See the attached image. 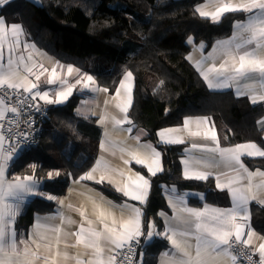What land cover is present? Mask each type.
<instances>
[{
    "label": "trees",
    "instance_id": "16d2710c",
    "mask_svg": "<svg viewBox=\"0 0 264 264\" xmlns=\"http://www.w3.org/2000/svg\"><path fill=\"white\" fill-rule=\"evenodd\" d=\"M201 1L40 0L36 6L18 0L5 12L22 26L25 41L33 48L80 69L110 92L126 71L132 73L130 126L134 134H142L144 140L160 149L163 169L150 176L136 168L151 182L143 206L142 240L149 222L156 231L163 227L158 214L169 212L164 186L198 191L205 194L207 202H222V194L215 190L212 179L184 178V146L158 144L156 136L161 129L179 126L186 117H211L222 142L263 144L257 123L264 116V104H252L231 92L210 91L187 59L189 38L197 45L203 44L207 51L215 41L228 37L232 22L241 17L226 14L214 23L196 12ZM79 101L80 96L75 95L64 105L47 109L48 120L39 144L13 161L10 175H33L35 165L34 179L56 198L92 166L101 131L93 119L74 113ZM244 162L250 168H264V159L246 158ZM50 172L59 175L49 178ZM106 192L116 202L123 200L116 192ZM54 204V200L35 197L18 217L17 230L26 231L35 214L51 213ZM250 213L253 228L264 236V208L253 204ZM165 247L159 238L144 246L141 263L154 264Z\"/></svg>",
    "mask_w": 264,
    "mask_h": 264
},
{
    "label": "snow or ice",
    "instance_id": "6c2138e0",
    "mask_svg": "<svg viewBox=\"0 0 264 264\" xmlns=\"http://www.w3.org/2000/svg\"><path fill=\"white\" fill-rule=\"evenodd\" d=\"M8 0H0V5H4ZM214 10L207 11L202 7H198L196 11L201 17L210 18L213 22H218L226 13H247L246 22L237 23L234 25L236 32L229 40L217 42L223 59L217 65L213 62L207 69L201 68L203 60L196 61V66L201 71V75L207 82L210 89H221L231 87L234 83L238 85L237 93L243 94L239 85L248 90L253 103L257 102V96L260 101H264V0H213ZM207 7V6H205ZM23 34L21 25L12 24L8 26L4 19H0V60L3 59V49L8 46L7 67L0 63V88L19 92L21 89L24 93H28L31 100L35 101L37 97L43 100L46 104H61L66 101L73 92L75 85L63 87L56 91L55 99L49 97L48 91L38 90V84L29 80V75L34 73L35 65L28 66L23 55L16 56L15 50L20 47L19 37ZM189 42L192 40L189 38ZM34 47V45L32 46ZM24 50L29 48V45H23ZM203 49V44L200 45ZM214 47V51H215ZM209 59L212 58V53H209ZM31 60V56L28 57ZM23 66V71L29 75H21L20 68ZM43 72L48 69L40 65ZM78 69H74L71 65L68 66L67 72L70 75ZM57 74L55 68L51 70L48 76L47 83L49 85L57 82ZM35 80H40V75H35ZM132 80V73L128 72L120 88L117 89V95L120 89H124L128 93L127 103L116 104L119 112L124 113L122 119L113 116L112 122L114 127L124 123H130L126 113L131 104V83L125 81ZM259 82V90L257 91L255 83H244L245 81ZM78 79L76 84H81ZM92 76L83 78L84 88H89L93 84ZM61 85H65L64 80H60ZM94 91L108 92L107 88H95ZM18 104H24L25 100H20L15 97ZM108 102L105 101V104ZM32 106V105H29ZM16 106H10L6 100L0 97V120L5 118L6 113H17ZM107 116L100 117V123L107 120ZM14 121H10L13 123ZM191 121L185 119L183 130H188ZM197 125L203 121H196ZM264 124V120L260 121ZM3 126L0 125V128ZM264 130V129H262ZM132 131L131 128L128 129ZM181 129H165L158 133L162 142L167 144H182L184 140L174 135L180 132ZM25 136L27 134H24ZM189 135L193 137L200 136L199 131H189ZM204 138H210L215 147H209L203 144L193 143L191 149L199 150L203 153H211L213 155L204 158H193L189 156L184 160V177L186 179H194L203 181L209 179L212 175L210 169L224 168L228 171L219 172L216 176V187L221 191L227 189L232 198V207L228 209L208 208L207 206L201 209L190 208L184 206V202L179 199L180 207L177 208L176 203H172L174 213L172 221L174 224H169L165 230V237L175 249V254L169 257L167 264H237L238 253L235 252L234 244H242L244 246L252 245L255 233L251 230L250 225L246 223L250 219L248 204L250 200H257L264 204V171L257 170L256 172L249 171L241 160L242 155L249 157H264V149L257 146L256 143L238 144L233 147H220L217 140L215 130L204 133ZM137 141V149L128 150L137 164L147 168L150 176H155L162 171L160 162V153L151 145H139V136L135 137ZM6 137L0 134V264H35L36 261L43 259L44 264H58V258L63 256L65 260L69 259L67 251L61 253L57 250L51 256H40L37 251L31 250L25 241H19L20 244H25L23 249L18 247L17 233L13 228L16 215L20 211V204L23 202L26 195H43L36 192V183L34 179L35 165L33 167V175L24 177L16 176L12 180L6 179V170L9 162L14 159L18 149L16 146L4 148ZM103 149V143L101 145ZM142 148L143 151H139ZM191 149L188 151L190 152ZM125 151L124 148L120 149ZM125 164L129 161L125 160ZM100 162H97V167H94L90 172L80 177V180H94L95 173L98 170ZM195 164L196 168H193ZM105 165V169H107ZM229 172H235V176H230ZM121 176L123 172L119 173ZM49 178H52L53 173H49ZM55 175H59L56 172ZM220 176L227 177L226 182H220ZM254 177L262 178L259 183H254ZM105 175L101 174L96 183H103ZM246 179L247 183L242 184ZM111 183L112 181L109 180ZM235 185V186H234ZM151 182L144 175L139 173L135 177H127L123 186H117L116 191L121 192L123 196L128 197L132 201H138L140 204L147 203L148 193L150 191ZM48 200H53L55 197L47 195ZM63 204V201H60ZM71 207V205L69 206ZM100 206L97 205V208ZM131 208V214L127 219H121L119 222L113 216L111 211L102 210L99 212L97 219L103 225L102 229L92 228V221L87 220L88 228L81 224L79 231L73 233L76 236V245H83L85 249H91V258L84 260L81 254L72 257L75 264H123V261L118 260L119 251L128 247L132 251L130 241L134 238L141 237L144 233L142 230L141 217L143 215L141 208L130 205H122L121 212ZM81 217L85 216L83 211L80 212ZM61 221L64 217L61 214ZM111 218V226L106 222ZM71 223V221L69 220ZM37 229L47 228L48 225L38 223ZM154 225L149 222L147 238L150 239L154 233L152 229ZM247 229V231H246ZM57 233L56 245L60 244L59 233L60 227L52 229ZM245 234L247 238L245 237ZM234 237V240H233ZM31 239V237H30ZM40 239H44L43 236ZM194 241V244L192 243ZM35 242V241H34ZM138 242V240H137ZM36 243V249L40 248V244ZM75 246V245H73ZM107 246V248H106ZM46 249H51V243L45 244ZM69 245L65 244V248ZM107 250L109 255L105 256ZM256 251L259 253V264H264V242L259 243ZM167 256L168 254L165 253ZM130 257H124L123 260L130 261ZM251 260V256H248Z\"/></svg>",
    "mask_w": 264,
    "mask_h": 264
},
{
    "label": "crops",
    "instance_id": "0c3cea01",
    "mask_svg": "<svg viewBox=\"0 0 264 264\" xmlns=\"http://www.w3.org/2000/svg\"><path fill=\"white\" fill-rule=\"evenodd\" d=\"M18 0H8V2L4 5H0V19H4L6 24L8 26H11L12 24H18L19 23H14L11 19L8 18V15H6V11L8 10V7L14 4ZM27 2H30L33 5L39 6L40 5V0H25ZM207 6V7H205ZM198 7H202L207 11H212L214 10V3L213 0H202L200 3H198L195 7V10ZM197 12V11H196ZM198 13V12H197ZM226 14H238L241 17L237 18L232 22L231 25V34L223 39L215 41L210 49L207 51H204L203 49L200 48V45L195 44L194 40H192L191 43H189V53L187 56L188 61L191 63L193 68L201 75L200 69L197 68L196 66V61L198 60H203L204 62L201 64V68L207 69L213 62H215L217 65L221 62L223 59V56L219 50V46L217 42H222L225 40L231 39L233 36L234 32H236V28L234 27L235 24L237 23H243L247 21L248 15L247 13H226ZM224 14V15H226ZM199 15V13H198ZM204 18V17H202ZM212 21L210 18H206ZM221 20V19H220ZM219 20V21H220ZM218 21V22H219ZM213 22V21H212ZM217 23V22H214ZM23 29V28H22ZM20 40V47L15 50L16 56L23 55L25 57V60L28 63V66H33L35 65L34 68V73L29 75L23 71V66L20 68V73L21 75H29V80L33 83L38 84V90L40 91H48L49 92V97L51 99H55V93L56 91L61 90L63 87L66 86H72L75 85L73 88L72 94L69 96V98L64 101L61 104H46L43 100H41L39 97L36 98L34 101L38 106L50 109L53 107H58L61 105H64L68 100L75 95L80 96V101L76 105L74 109V113L80 117V118H91L95 121V125L100 129L101 135L98 143V151L97 155L93 161L92 166L83 174L85 175L86 173L90 172L94 167H97V162L99 161V167L97 172L94 174L95 179L94 180H80L77 179L73 181L68 188L66 189V192L63 196L61 197H56L54 200V210L51 213L47 214H35L33 217V223L30 225L26 231H21L19 232L16 227V222L18 217L24 212L25 208L27 205L35 198V197H41V198H46L48 193H46L42 186L37 182L36 183V192L37 193H43V195L37 194V195H26L24 197L23 202L20 204V211L15 217V221L13 224V228L15 232L17 233V242H18V247L23 249L25 247V244H20L19 241L23 240L26 242L27 246L33 250L37 251L40 256L48 255L51 256L53 253H55L57 250H59L61 253L67 251L69 254V259L65 260L63 256L58 258V264H75V260L72 259V257H76L78 254H81V258L84 260H88L91 258V249H85L83 245H76V236L73 235V233H76L79 231V228L81 224L83 223V226L85 228H88L89 225L87 224V220H91L93 223L91 225L92 228L96 229H102L103 225L100 223V221L97 219L99 216V212L102 210H107L111 211L113 213V216L116 218V220L119 222L121 219H127L128 216L131 214V208L126 209L123 213L121 212V206L122 205H130L134 207H139L142 210L143 213V206L145 204H140L138 201H132L128 197L123 196L121 192L116 191V187L123 186V183L125 182L126 178L131 176L135 177L136 173H139L141 175V172H139L136 168L140 167L142 168L145 172L148 173L147 168L143 165L137 164L135 162V159L129 155L128 150L131 149L133 151L138 150L137 149V141L135 137L139 136V145H151L160 153V162L162 166V156H161V151L160 149L156 146V144L146 141L143 139V135L139 133H133V128L130 126V123H124L119 126L113 125L112 122V117L116 116L117 118L122 119L124 117V113L119 112V110L116 108V104H124L127 103L128 100V93L124 89H120L119 95H117V89L120 88L121 81L124 80L125 75L129 72L126 71L123 76L121 77V80L119 84L117 85L116 89L112 92H103V91H94L93 89L99 88V89H104L105 87H100L96 84L95 80L93 79L94 83L90 85L89 88H84L83 86V78L86 76H89L85 74L83 71L80 69L72 66L74 69H78L77 71H74L70 75L67 72V68L69 65L63 64L56 60L53 56L49 55L43 50H39L36 48H33L32 45L27 43L25 41V33L23 30V34L19 37ZM27 44L29 45V48L27 50H24L23 45ZM215 47V51H214ZM209 53H212V58L209 59ZM31 56V60H28V57ZM7 60H8V46L5 45L3 49V59L0 60V63L4 64L5 67H7ZM40 65H43L44 68H47V72H43L41 75L42 69L40 68ZM55 68L56 74H57V82L55 84L49 85L47 83L48 76L51 74V70ZM35 75H40V80L36 81L35 80ZM202 76V75H201ZM203 78V76H202ZM64 80L66 82L65 85L60 84V80ZM80 79L82 81L81 84H76V81ZM204 80V78H203ZM125 83H131L132 85V90H131V104L128 108V112L131 108L132 101H133V89H134V77L132 75V80L131 81H125ZM204 83L206 87L210 91L214 92H231L234 97L236 98H247L250 103L252 104H258L262 103L264 104V101H260L258 96H257V102L253 103L251 100V95L248 92L247 89L243 87V84L239 85L240 90L243 94H238L237 93V84H233L231 87L228 88H221V89H210L207 86V82L204 80ZM244 83H255L257 91L259 90V82L257 81H245ZM108 89V88H107ZM22 90V89H21ZM109 90V89H108ZM29 97L30 95L26 93ZM31 98V97H30ZM105 101L108 103L105 104ZM128 112L126 113L128 121H130L128 117ZM102 115L107 116V120L104 123H100V117ZM185 119H188L191 121L189 125L188 130H183L184 126V121ZM203 121V123L197 125L196 121ZM264 120V116L258 121L257 126L258 128L262 131V139H263V144H257V146L261 147L264 149V124H261L260 121ZM131 128L132 131L129 132L128 129ZM165 129H181L180 132L174 133V135H177L181 137L184 140V143L182 144H167L161 141L160 136L158 135L159 132ZM215 130L217 140L219 142L220 147H233L238 144H245V143H232L230 140L227 143H224L220 140L219 135L217 133V130L214 126L213 120L211 117H202V116H191V117H186L183 119L182 124L179 126H174V127H167L161 129L156 136V141L158 144L162 146H174V145H181L184 146V151H183V157L181 160V171L184 176V168L185 164L183 163L184 160L188 159L189 156L193 158H204L206 156H211L213 154L211 153H203L199 150L196 149H191V145L193 143L197 144H203L207 145L209 147H215V143L210 139H205L204 138V133L205 132H210L211 130ZM189 131L195 132L199 131L200 136L198 137H193L189 135ZM103 143V149L101 147ZM249 143V142H248ZM253 143V142H252ZM124 148L125 151L121 152L120 149ZM191 149L189 152L188 150ZM139 151H143L142 148L139 149ZM264 159V157H249L247 155H242L241 160L244 163L245 167L249 169V171L256 172L257 170L259 171H264V168H250L249 166L246 165L244 162V159ZM128 160L129 163L125 164L124 161ZM14 160L9 162V166L6 170V179L7 180H12L16 176L10 175V166L13 163ZM105 165H107V169H105ZM193 168H196L195 164L192 165ZM212 172V175L209 177V179H212L214 182V188L215 190L219 193L222 194V197L219 198L222 200V202H219L221 205H218V203H213V202H207L205 201V194L194 191V190H184V191H179L175 186L171 187H166L164 186V199L166 201L167 208L169 212H160L159 218L162 221V229L160 231H156V228L152 229L155 235H153L150 239L147 238V235L143 238L142 236L139 238H134L131 242H134L136 240H142L143 245H149L151 244L155 239L159 238L164 244H166L165 249H163L157 256L156 262L154 264H167L169 257L173 256L175 254V249L172 247L171 243L166 239L164 233L166 228L169 226V224H174L172 221V216L174 213V208L172 206V203H170V200L173 203H176L177 208L180 207L181 205L179 204V199L182 198L184 202V206L190 207V208H195V209H201L203 210L206 206L208 208H221V209H228L232 207V198L227 191V189L221 191L216 187L217 185V179L216 176L219 172L222 171H228L227 169L224 168H212L210 169ZM123 172L124 175L121 176L119 173ZM161 172V171H160ZM158 172V173H160ZM157 173V174H158ZM104 174L105 175V181L103 183H96V179H99L100 175ZM149 174V173H148ZM156 174V175H157ZM82 175V176H83ZM150 175V174H149ZM230 176H235V172H229ZM145 176V175H144ZM19 177H24V176H19ZM146 177V176H145ZM147 178V177H146ZM185 178V177H184ZM227 177L225 176H220V182H226ZM262 178L260 177H254V183H259ZM109 180L112 182L110 183ZM194 180V179H191ZM208 180V179H207ZM36 181V180H35ZM205 181V180H203ZM247 180L244 179L242 181V184H246ZM235 186V185H234ZM106 190H110L113 192H116L120 194L123 197V200L121 202H116L111 198ZM149 194V193H148ZM148 199V197H147ZM60 201H63V204L60 203ZM220 201V200H218ZM257 205L262 208H264V204L259 203V198L257 200H250L248 204L249 208V215L250 219L246 221L247 224L250 225L251 230L255 233V236L253 237L252 245L250 246H245L246 248H249L256 252V254L259 256V253L256 251V248L258 247L259 243L264 242V236L260 235L256 230L253 228L252 223H251V213H250V207L252 205ZM71 205V207H69ZM97 205L100 207L97 208ZM83 211L85 213L84 217H81L80 212ZM61 214L64 217L63 222L61 221ZM71 221V223L69 222ZM142 221V217H141ZM110 226H111V218H109L106 221ZM38 223H43L48 225L47 228H40L37 229L36 225ZM55 227H60L61 232L59 233V240L60 244L56 245V240H57V233H55L52 229ZM247 231V229H246ZM43 236L44 239H40V237ZM31 237V239H30ZM234 238V237H233ZM247 238L246 234L245 237ZM38 242L40 244V248L37 250L36 249V243ZM51 243L53 247L51 249H46L44 247L45 244ZM194 244V241H192ZM65 244L69 245V247L65 248ZM75 245V246H73ZM107 248V246H106ZM165 253L168 255L166 256ZM110 253L105 251L104 255L107 256ZM141 260V258H140ZM142 260L140 261V264ZM35 264H44L43 259L38 260L35 262Z\"/></svg>",
    "mask_w": 264,
    "mask_h": 264
},
{
    "label": "built area",
    "instance_id": "2783aa9c",
    "mask_svg": "<svg viewBox=\"0 0 264 264\" xmlns=\"http://www.w3.org/2000/svg\"><path fill=\"white\" fill-rule=\"evenodd\" d=\"M0 97L4 98L10 106L18 108L17 113H6L5 118L0 120V125L3 126L0 128V134L6 137L4 148L16 146L18 149L13 159L15 160L39 144L48 120V111L46 108L38 106L23 90L16 92L2 87L0 88ZM15 97L25 100V103L18 104L14 99ZM10 121L14 122L10 123ZM130 244L132 251H129L128 247L125 246L119 251L118 260L123 261V264H140V255L144 247L142 240L140 239L138 242L136 240ZM233 246L235 252L239 254L237 264H259L260 258L256 252L242 244H234ZM126 256L131 258L130 261L123 260ZM248 256H251V260L248 259Z\"/></svg>",
    "mask_w": 264,
    "mask_h": 264
},
{
    "label": "rangeland",
    "instance_id": "374dc122",
    "mask_svg": "<svg viewBox=\"0 0 264 264\" xmlns=\"http://www.w3.org/2000/svg\"><path fill=\"white\" fill-rule=\"evenodd\" d=\"M52 173H53V176L52 177H54L56 172H52Z\"/></svg>",
    "mask_w": 264,
    "mask_h": 264
}]
</instances>
